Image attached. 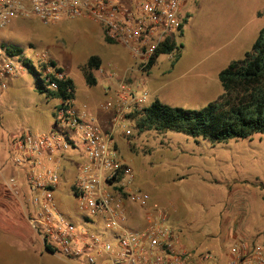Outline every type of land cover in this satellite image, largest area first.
<instances>
[{"label": "rangeland", "instance_id": "obj_1", "mask_svg": "<svg viewBox=\"0 0 264 264\" xmlns=\"http://www.w3.org/2000/svg\"><path fill=\"white\" fill-rule=\"evenodd\" d=\"M185 10L191 17L176 36L179 51L160 55L152 73L167 71L170 93L160 102L199 110L222 92L216 72L242 58L264 29V0H187ZM7 46L34 61L45 53L73 80L77 106H87L98 125V115L104 114L100 109L104 80L97 74L96 86H87L81 68L90 55L106 60L111 48L122 51L104 41L100 27L83 19L47 26L35 18L14 21L0 33V48ZM178 54L174 63L171 56ZM144 80L145 89L152 92L151 81ZM207 85L209 93H202ZM40 86L33 74L19 73L7 79L0 100V264H71L45 250L41 258L36 256V235L18 202L3 188L2 175L9 165L6 140L26 131L58 130V103ZM44 87L48 89L45 82ZM155 99L151 94L147 103ZM132 129L129 137L118 136L120 158L131 169L135 186L168 211L170 225L186 245L227 249L237 239L254 243L264 236V134L212 143L172 131ZM59 189L61 212L81 222L73 198L66 199L64 184Z\"/></svg>", "mask_w": 264, "mask_h": 264}, {"label": "built area", "instance_id": "obj_2", "mask_svg": "<svg viewBox=\"0 0 264 264\" xmlns=\"http://www.w3.org/2000/svg\"><path fill=\"white\" fill-rule=\"evenodd\" d=\"M186 1L0 0V33L14 21L32 18L45 26L89 19L134 62L121 74L107 66L114 82L102 88L100 109L109 114L105 128L84 109L77 110L74 98H66L57 101V132L26 131L6 143L12 174L2 175L3 188L18 202L30 229L63 259L85 264H264V236L254 243L237 239L227 249L186 245L170 225L168 211L135 186L131 169L120 158L118 136L132 134L128 115L150 95L144 87L148 65L162 44L176 41ZM31 61L47 90H57L64 74L49 65L47 55L42 52ZM26 71L18 56L0 48V100L7 79ZM66 93H71L69 87ZM1 133L0 126V140ZM63 184L83 224L61 212Z\"/></svg>", "mask_w": 264, "mask_h": 264}, {"label": "trees", "instance_id": "obj_3", "mask_svg": "<svg viewBox=\"0 0 264 264\" xmlns=\"http://www.w3.org/2000/svg\"><path fill=\"white\" fill-rule=\"evenodd\" d=\"M188 18L189 15H184L180 32ZM104 41L116 44L105 38ZM174 50L179 51L175 40L162 44L146 72L148 73L151 69L157 57L170 54ZM6 51L11 56L18 53L16 56L18 55L28 72L40 82V87L48 98L56 101L74 98L73 80L66 76L63 69L58 67L54 61H50L49 65L55 71L63 73L64 79L58 82L57 90L50 91L45 89L40 73L36 71L30 59L21 58L20 50H14L10 46L6 47ZM178 57L179 55L175 57L174 61ZM101 65L102 60L99 56L90 55L87 57L81 68L87 86L94 87L97 84L96 73ZM217 79L222 89L221 94L199 110L171 107L159 100L133 109L128 117L133 123L135 131L138 133L172 131L182 133L194 140L205 139L212 143L251 139L255 134H264V29L259 31L251 48L244 53L242 58L231 61L218 72ZM67 87L71 89L69 94L66 93ZM9 140L10 138L6 140V143ZM39 238L41 239V237ZM43 245L46 252L56 254L53 246L47 242H43ZM67 262L71 264L84 263L79 260Z\"/></svg>", "mask_w": 264, "mask_h": 264}, {"label": "crops", "instance_id": "obj_4", "mask_svg": "<svg viewBox=\"0 0 264 264\" xmlns=\"http://www.w3.org/2000/svg\"><path fill=\"white\" fill-rule=\"evenodd\" d=\"M183 13H184V15H189V18H188V20H189L191 16L185 10V5H184V8H183ZM79 19H83V18H79ZM75 20H78V19H75ZM83 20L92 22V23L96 24L98 27H100L94 21H91L89 19H83ZM61 21H63V20H61ZM61 21H59V22H61ZM57 24H55V25H57ZM92 31L94 32V31H96V29H94V30L92 29ZM182 33H183V28H182V31L180 32L179 35H181ZM107 44L109 46H113V45L119 46L120 49L122 48L121 49L122 51H116V50H114V48H111L112 50H110L109 56H107L108 58L106 60H104V59L101 58L102 65H101V67L99 69H102L103 72H99V70H98L97 73H96V75L99 74V76L101 77V79L104 80L103 81V84H102L103 86L101 87V91H102V88L104 86H106V85L114 82L113 79H110L109 78V70H108V67H107L108 65H111V68H109V69H112L113 71L117 72L118 74H121L122 72H124L125 69H128L129 67H131L134 64L130 53L126 49H124L123 46H121L119 44H109V43H107ZM157 61H158V57L155 59V62L153 64V66L148 71L147 76L145 77V78L149 79L151 81V83H152V89H153V91L152 92L150 91V93L156 96V99L155 100H158L159 98L164 99V97L169 96V93H170V91L168 89V86H167V83L165 84V76L164 75H165V73H167V71L164 70V71H161L160 73H157V74L156 73L155 74L152 73L153 68L155 66H157ZM177 61H178V59L176 61H174V63H177ZM171 66H173V64H171ZM221 70H219V71H221ZM219 71L216 72V75L218 74ZM136 78H138V77L136 76ZM97 82H98V80H97ZM201 92L202 93L203 92L204 93H209V87H208V85L206 86V88L204 90L202 89ZM74 99H75V108L77 110L81 111V110L84 109L88 114H89V112L91 113V111L88 112V109L89 108H87V106H85V105H83L81 107L77 106V101L78 100H77L76 89H74ZM162 103H164V102H162ZM98 117H100V119H99V123H98L97 126L100 127V128H105L106 125H107V123H108V120H109V114L104 113V114H101L100 116L98 115ZM6 171H7V173L6 174L4 173L5 176L6 175H9V173L11 174V172H12L11 171V167H9L8 164L6 165ZM35 240L38 243V247L36 249V253H37L36 256L39 257V258H41L42 257V252H43V250H45L44 249V245H43L42 240L37 235H36V239ZM46 254L48 255L49 253L46 252ZM2 257H4V260L5 261H10V260L7 259V257L5 255L2 256ZM22 262H27V261L24 259ZM29 262H31V261H29ZM64 262H67V261H64Z\"/></svg>", "mask_w": 264, "mask_h": 264}]
</instances>
